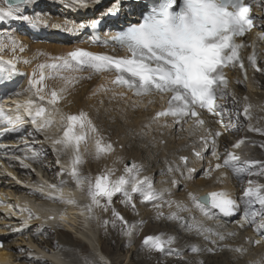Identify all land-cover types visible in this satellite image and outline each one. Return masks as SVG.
<instances>
[{"label":"snow or ice","instance_id":"obj_1","mask_svg":"<svg viewBox=\"0 0 264 264\" xmlns=\"http://www.w3.org/2000/svg\"><path fill=\"white\" fill-rule=\"evenodd\" d=\"M98 3L99 0H94ZM258 2L264 6V0H158L153 6L143 14L138 23L130 24L123 30L115 32L105 38L104 43H114L117 47L125 49L126 55L112 56L105 53L90 52L83 48H76L61 56H52L50 62L39 64V72H33L29 80V91L32 92L24 104L15 105V115L8 116L5 109L0 108V121L11 125V131H20L25 123H30L37 132H44L55 124L57 116L61 122L62 136L59 138L46 137L52 143L53 152L73 153L71 159V169L68 172L71 180L77 187L82 188L87 184V196L90 203L86 204L85 210L90 214L94 209L100 208L107 212L111 209L112 219L104 220L103 224H111L116 227L117 223L121 225V232L124 235L131 236L135 224H129L123 215L112 207L113 198L117 194L124 197L123 203L135 210L136 205L133 199L134 194L142 197V203H151L155 208H160L158 201H163L165 191H158L148 176L141 177L142 168L136 164L125 165L123 174L113 179L114 169H106L94 179L83 175L79 171V165L83 161L81 155V145H85L84 151H87L89 139L94 140L95 158L99 159L102 155H107L114 151L111 142L103 143V137L99 135V130L93 123L88 113L81 110L77 114H62L57 106L58 102L64 99V93L68 85L74 84L81 79H91V75L83 77L76 75L85 71L92 74L102 72L115 73L111 80L113 87L124 88L131 91L137 97L151 96L153 94L166 98L167 106L157 111L152 117L153 122L161 118H171L173 123L182 127L188 119H192L194 125L202 127L206 121L202 118V113L206 112L213 117H218L217 122L223 123L224 105L218 103L227 96H231L233 104H237L236 95L229 90L230 80L226 69L238 68L243 74L244 79L238 80L240 84L246 83V69L250 66L256 71H262L257 66L258 51L256 43L253 41L251 54L246 57L242 54V49L248 47L247 43L238 38H242L250 32L254 25L252 13L253 3ZM33 3V0H0V21L8 18L18 19L27 22L33 27L39 25L50 26L53 29H62L68 33L79 32L87 27L97 28L102 23L101 19H93L90 25L85 23H74L65 20L63 23H51L48 19L40 16H29L21 12L25 6ZM67 7L87 8L88 0H69ZM116 6L107 9L105 15H114ZM259 39H264V32L256 33ZM94 40H99L95 37ZM15 40L12 41L15 51ZM5 47L0 42V52ZM23 51V48L20 49ZM28 63L29 61H24ZM17 71L16 65L12 59L5 61L0 56V77L6 74V78ZM67 74V75H66ZM64 81V85L58 90L53 88L50 92L46 90L45 81L47 79H57ZM105 92L111 89L100 86ZM95 95V93H93ZM117 94H113L115 98ZM118 95L125 96V92ZM245 104L243 115L249 120L248 129L250 131L264 134V129L253 127L251 124V105L247 103V97H244ZM45 102L51 108L49 111L45 107ZM153 101H149L152 103ZM135 106V105H134ZM240 112L237 110V118ZM227 128V126H226ZM236 129V125H232ZM220 131L213 132L207 130V135L200 136L199 140L205 147L209 145L211 138V155L218 161L214 169L229 168L237 179H242L245 174L251 176L253 168L261 169L260 174L264 175V162L259 160H247L237 155L234 151H226L222 163L221 153L216 150V137L221 136ZM163 142V141H161ZM245 143L244 139L238 140L232 147L239 149ZM59 146V148L57 147ZM264 147V145H262ZM194 151L197 158H202L199 151ZM38 153L26 156L23 159L17 156L15 159L25 168H31L30 164L24 163V160H34ZM185 166L188 157L179 158ZM59 159L57 163L59 164ZM210 163L205 175H209L213 170ZM34 170V169H33ZM169 171H179V165L176 169L169 168ZM194 169H189L191 174ZM64 172V169L61 170ZM181 175H184L181 172ZM222 176L225 174H221ZM66 181L61 180L60 185H50V189L59 191ZM171 183L177 185L178 181L172 179ZM41 195L53 201H59L64 204H76L77 202L62 195H53L51 192L45 194L42 189H34ZM171 195L170 192H167ZM189 200L196 209L205 218H214L218 210L223 216H231L241 210V203L231 197L227 192L214 191L205 196H197L194 193H188ZM105 201L103 204L101 201ZM242 202L243 219L239 222V227L246 224H255L257 218L260 223L256 225L258 230L264 229V185L255 184L248 180V186L244 189L239 198ZM171 208L175 205L176 211L170 212L168 218L181 223L185 228L194 231L197 235L204 236V239H210L211 235H216L220 240L225 239L224 235L216 232L211 227H206L203 221H196L192 217L193 223L189 224L185 217L180 213L188 211V205L183 201H165ZM258 205V207H254ZM21 211L28 212V218L31 219L33 213L30 209L24 208ZM159 215H163L159 213ZM37 219L40 217L37 215ZM92 216H89L91 219ZM49 220L55 219L49 216ZM97 219H99L97 217ZM27 221H25V224ZM143 224V221L139 222ZM229 235H235L234 232ZM175 237L162 239L161 236H149L144 240V245L150 250H157L167 254H180L179 249L172 247ZM215 244L216 241L212 240ZM254 243L259 244L257 240ZM4 244L0 241V248ZM192 253H199L202 250L214 252L215 248L201 249L197 245H189ZM242 252L244 249L237 247L234 249ZM23 252L24 249L20 248ZM31 257L32 253L29 252ZM202 264V262H199Z\"/></svg>","mask_w":264,"mask_h":264},{"label":"bare ground","instance_id":"obj_2","mask_svg":"<svg viewBox=\"0 0 264 264\" xmlns=\"http://www.w3.org/2000/svg\"><path fill=\"white\" fill-rule=\"evenodd\" d=\"M69 0H33V3L25 6L21 9V12L25 15L35 16L40 15L49 20L51 23H63L65 20L68 21H85L86 19H96L98 16L105 14L106 10L110 7L116 6V11H120V17L116 21L119 22L122 18V15H125L124 20L131 19L134 15V10L137 9L141 4L140 2H129L128 0H99L98 3L94 2V0H88L89 9L83 8H75V7H67V3ZM263 23V20H259ZM2 23L9 29L2 31L0 30V42L6 48L4 52L6 55L10 56V59L15 60L19 66H25L26 75L27 72L30 73V76L24 79L22 83L23 88L21 92H25L24 97L22 96L21 102L19 104H24L30 97H32V92L29 91V80L32 78V74L34 71L37 73L39 72L38 65L45 62H50V58L52 56H61L65 53H68L72 50L73 40H69L67 35H60L59 32L61 30L53 29L50 26L39 25L37 27H33L29 25L27 22L8 18L2 21ZM33 27V28H32ZM34 29L39 32L38 36H45L40 38L45 39H38L33 37L31 29ZM27 35H25V33ZM62 37L63 39H59ZM15 40V51L12 50L13 45L12 41ZM77 40V39H75ZM48 41L52 42L48 44ZM254 40L248 39L249 46L247 50H249ZM256 43V48L259 51V64L258 67L262 69V71H253L249 74V80L244 83L240 84L237 81L240 80L236 73H233L232 82L229 86V90L234 92L236 95V100L238 101L237 104H233L231 96L225 97L223 100L218 101L219 103L224 105V115H223V125L221 126L217 122V118L209 117L206 119V123L202 127H197L192 122L185 126L180 125H173L171 124H162L161 121L153 122L151 120L152 116L155 114L156 109L161 105L163 99L159 96H148V97H137L135 99H131V93L124 91L122 88L113 87L111 84V79L107 73H99V74H92L90 72H83L77 73L76 75H80L83 77H88L91 75V79H81L74 84L68 85L67 91L64 93V99L60 100L56 107L59 108L62 114H77L81 110L88 113V116L91 118L93 123L96 125L97 129L99 130V135L103 137V143L111 142L114 146V151L107 154L102 155L96 161L99 165H94L93 173H97V171H101L100 167L106 169H114V176L115 178L119 177L123 174L125 162L128 160L131 164H136L142 168L140 172V176H148L154 185L155 174L162 173L163 175L168 176V180H172L174 177L178 181L177 185H173L170 183V193L171 195L166 194L164 196V200L167 201H183L188 205V211H183L180 213L181 216L185 217L188 220L189 224L193 223L192 217L196 218V221H203L206 227H211L216 232H219L224 235L225 239L220 240L218 236L211 235L210 239H204V236L197 235L194 231H190L189 229L185 228L181 223L171 220L168 218L170 212L176 211L175 205L170 208L169 206L166 208H161L159 211H166L164 212V216L160 217L161 225H165L167 229L156 231L153 230L149 234L143 235V240L140 245L135 246L133 251L131 252L129 258L130 260L128 263H133L132 260L135 258V253L138 249L145 247L144 240L146 237L149 236H159L161 234L162 239H167L168 237H175V243L177 244L172 245L174 249H179L180 254L176 255L173 254V257H170L168 260L170 262L180 259L188 260L187 264H199L205 256L210 258V255H215L216 253H223V255L227 258L225 261L222 260V264H233L234 260H239L238 264H264V246L254 243L258 239L254 236L257 233L258 229L256 225L254 228H248V226L239 227V222L241 220L235 219L233 222H225L219 220L215 215L214 218L208 219L202 216L198 209L194 207L188 197V193H194L197 196L205 195L210 190L224 189L228 192V194L233 195L237 201H240L239 198L241 197L240 190L237 191V187L239 186V180H236V177L233 175L232 170L229 168H221V169H214L216 161L212 156H210L212 147L209 144L207 147L203 145V143L199 140L200 136L207 135V130L211 129L213 132L219 130L222 132L220 137H216V149L219 153H221V160L219 162L222 163L223 157L226 154V151H234L237 155H239L242 160L247 159L250 160L252 157L249 153L255 154L256 148L252 147L251 144L258 142L254 139V136H250L248 133L251 131L248 129L249 120L246 119L243 115V107L245 104L244 97H247V103L251 105L250 114H251V124L253 127L264 129V40L260 41L258 38ZM21 47L23 51H21ZM24 61H29L25 63ZM67 75V74H66ZM46 90L51 91L53 88L59 89L64 85V81L57 79H47L45 81ZM76 84V85H75ZM103 85L105 88L111 89L110 91L105 92L103 88L100 86ZM121 92H125L126 95L123 96L125 100L118 95ZM95 93V95H93ZM116 93L117 95L113 98V94ZM96 97L99 101H97L95 108L90 106V104L86 103L87 99H94ZM153 101L149 103V101ZM93 102V101H92ZM94 103V102H93ZM17 103L15 102V105ZM135 105V106H134ZM45 107L50 108L47 103L45 102ZM142 109V111L135 112L134 108ZM138 109V110H139ZM106 110V114L108 117L110 116V111L118 112L120 111V115H124V119L120 121L117 115L113 116L115 121L120 123L119 129L120 135L118 136L119 145H129L130 143L125 141V138L128 136H132L135 133H143L148 143L152 146L158 145L160 149H156L158 153L148 154L146 156L147 162L145 163L143 155L147 153L146 149L139 147L138 145L135 146V155L134 153H125L122 149H118L116 145H114L112 140L105 139V135L111 131V129H107L105 124L99 122L97 120V113L103 115ZM237 110L240 112L239 118H237ZM50 111V109H49ZM12 114L15 115V107L12 111ZM118 118V119H117ZM241 126L243 128L241 131L236 129H232V125ZM124 125V126H123ZM132 126V128L130 127ZM227 126V128H226ZM33 127V126H32ZM131 128V129H130ZM183 130V134H179V132ZM233 131L232 138H228L227 144H225V134L224 131ZM36 131V130H35ZM33 129L28 130L27 134H31L32 137H28L31 140V143L34 145L32 146L34 152L41 150L44 146L43 143H48L52 147V143L50 139H46V137L51 138H59L62 136V127L59 117L57 116L55 124L51 127L46 129L44 132H35ZM259 133V132H257ZM182 135L187 140L188 146L194 144V147H190L185 149V152H180L181 148L171 149L168 153H164L163 150L166 148V143L170 142V137L175 135ZM224 134V135H223ZM260 136L264 137V134L260 133ZM26 138V139H27ZM244 139L245 143L241 145L239 149H233V145L238 141ZM127 140V139H126ZM163 141V142H161ZM126 142V143H125ZM224 144V146H223ZM87 145H89V149L91 150L90 156L91 159H95V144L93 139H89ZM146 142L144 143V146ZM25 147V146H20ZM59 148V146H57ZM83 148L84 145H81ZM193 150L199 151L202 154V158H197L193 154ZM89 154V153H88ZM249 154V155H247ZM26 156V155H25ZM72 156V154H71ZM145 156V155H144ZM181 156H187L188 162L187 165L179 159ZM86 157V160L87 158ZM141 157V158H140ZM12 162V161H11ZM10 162V163H11ZM152 162V169L149 167V163ZM15 163H17L15 161ZM30 164V162H27ZM211 163L213 167V171L210 173H215V178L217 182L208 181L207 175H205L206 170ZM179 165V171H169V168L176 169ZM131 166V165H130ZM18 171H23L21 167L14 165L11 167ZM71 168V167H70ZM68 168V171H70ZM194 168L195 172L191 174V178H189L188 170ZM121 170V172H119ZM29 171V170H28ZM181 172L184 175H181ZM15 171L9 168V165L6 166L5 173L2 174L1 181H3V188L6 189L8 197L11 195L16 200V206L18 209L14 207H8L5 209V214L9 217L3 218V233H5L8 237V240L4 243V247L0 250V260L4 264H86L82 257L76 255L75 252L65 251L63 249L64 246L69 245H57L53 242L52 252H49L45 247H41L39 243L36 242L35 236L40 234L43 228H49L55 225L57 220H62V229L64 234H70L73 231V224L75 225V219L73 217L62 215L58 218L57 211L54 208L47 207L44 205H37L32 203L30 199L26 198L24 195L21 194H11V192H18L22 193L23 191H28L30 193H34L43 197L48 201H53L47 199L45 196L41 195L40 193L33 191L34 189H42L45 194L51 192L53 195H62L65 199L72 198L78 204L77 207V214L81 215V218L86 219L87 211L84 207V202L81 199L83 197L82 194L76 191L75 183L71 180L69 175L63 177L67 181L62 189L59 191L50 189L49 183H40L35 181L32 183H28L33 189L28 187H24L22 183H18L15 180H11L12 178L7 177L8 175H13L16 179H18L17 174ZM227 174L229 179V184L220 183L222 181L221 174ZM197 176H203L201 179H197ZM62 177V176H60ZM114 178V179H115ZM166 178V179H167ZM61 179V178H60ZM47 181V180H46ZM264 182V180H261ZM187 185L188 187L184 189V193L181 195H177L176 192L179 190L181 186ZM77 188V185H76ZM160 191V190H159ZM122 196L121 194H117V196ZM114 197V198H115ZM173 200H172V199ZM84 199V198H83ZM134 202H138L137 206L139 208H148L150 206L149 203H142L140 200L142 197L139 194H134L133 196ZM81 200V201H80ZM120 200V199H119ZM124 200V197L122 198ZM163 200V201H164ZM142 201V200H141ZM102 202V201H101ZM158 201L157 203H160ZM165 201L163 202V204ZM76 204H65L75 211ZM118 208H128V205H124L123 202L118 201ZM64 205V204H63ZM75 205V206H74ZM26 206L30 207L34 213L31 219L28 218V212L21 211ZM20 208V209H19ZM67 208V207H66ZM102 209L96 208L97 213H102L100 211ZM12 211H18V216H14L11 214ZM69 211V210H68ZM68 211H66L68 213ZM157 212V210H155ZM70 213V212H69ZM73 215V212H71ZM129 213V212H128ZM155 214V213H154ZM39 216L40 219H37L36 216ZM49 216H54L55 219L49 220ZM160 216V215H159ZM158 216V217H159ZM98 217V216H97ZM125 219L129 222V224H137L139 220L129 219L127 215L124 216ZM106 219V216L103 218L102 221ZM87 220V219H86ZM100 220V219H99ZM110 220V219H109ZM25 221L27 223L25 224ZM84 222V221H83ZM87 222V221H85ZM164 223V224H163ZM230 223V224H229ZM118 224V223H117ZM250 226V225H249ZM164 227V226H163ZM20 230V231H19ZM243 230V231H242ZM14 231H19L15 232ZM246 231V232H245ZM112 232V231H111ZM162 232V233H159ZM176 232V233H174ZM234 232L235 235H229V233ZM25 235H23V234ZM78 233V232H77ZM84 233H79L87 240H90L87 235H83ZM179 234L181 236H179ZM122 235V234H121ZM18 236V238H14ZM253 236L254 239L250 237ZM108 238L113 241L114 239L111 234H109ZM115 238V237H114ZM248 238V242L245 240ZM128 239V238H127ZM124 240L123 244L125 245L128 240ZM251 239V240H250ZM212 240H215L216 243H211ZM91 242V241H90ZM93 243V242H92ZM94 244V243H93ZM92 244V245H93ZM197 245L201 249L207 248H215L214 252H208L206 250H202L201 252L192 253L189 250V245ZM250 244V245H249ZM256 246V248L253 246ZM90 245V244H89ZM95 245V244H94ZM97 251L103 258H106L104 255L106 252L103 249V246L100 240L97 241ZM251 246L252 252H247ZM237 247L244 249L242 252H237L234 249ZM20 248L28 249V252L32 253V256L29 257L28 253L24 255L25 251H19ZM94 248V247H93ZM148 252L144 254L154 259H159L160 251L157 250H150L148 248ZM97 252V253H98ZM130 253V252H129ZM192 254L194 257H189L188 255ZM208 254V255H207ZM107 256V255H106ZM101 257V258H102ZM216 257V256H214ZM127 258V255H126ZM147 258V257H146ZM206 258V259H207ZM213 258V257H211ZM87 258L86 260H88ZM213 260V259H211ZM168 261V262H169ZM110 262V261H109ZM127 262V261H126ZM139 262V261H138ZM116 263V262H113ZM117 264V263H116ZM141 264V262H140ZM206 264V263H203ZM213 264V263H211ZM237 264V263H235Z\"/></svg>","mask_w":264,"mask_h":264},{"label":"rangeland","instance_id":"obj_3","mask_svg":"<svg viewBox=\"0 0 264 264\" xmlns=\"http://www.w3.org/2000/svg\"><path fill=\"white\" fill-rule=\"evenodd\" d=\"M83 9H89V7L83 8ZM51 43L52 42L48 41V44H51ZM22 88H23V86L20 88V90H22ZM96 97L97 96H95L94 99H87L86 103L90 104V106L95 108L97 101H99L98 99L96 101ZM121 98L123 100H125L124 97H121ZM131 99H133V98H131ZM138 109L139 108L137 107V108H134L133 110L135 112L142 111V109H139V110ZM104 111L105 112L103 113V115L100 113H97V120L99 122L105 124V126H107V129H111V131L105 135V139L112 140L114 145H116V147L119 150L122 149L125 153H134V155H135V152H134L135 146L138 145L139 147H142L143 149H146V151H147V153L144 154L145 156L143 155V157H145L144 158L145 163L147 162L146 156L148 154L156 155L158 153V151L156 149H160V147L158 145L152 146L150 143H148L146 136L140 132L139 133L137 132L134 135L128 136L127 138H125V141L130 143L129 145H127V146L121 145L120 146L119 142H118V136L120 135V131H121L119 129L120 123L116 122L115 118L113 116L117 115V117L120 119V121H122L124 119L123 118L124 115H120L119 114L120 111L118 110V112H116V110H115V111H110L111 113H109L110 116L108 117V114H106V110H104ZM130 127L132 128V126H130ZM236 128L239 131H241L243 129V128H241V126H239V124H238V126H236ZM183 132L184 131L181 130L179 132V134H183ZM224 134H225V138L227 137V139H225V144H227V142L229 141L228 138L233 139L232 138L233 131L227 130L224 132ZM248 134L250 136H254L253 138L258 141V142L251 144L252 147L256 148V151H255L256 153L255 154L249 153L250 156L252 157V159H250V160H259V161L264 162V147H262V145H264V137L260 136V133H257L254 131H251ZM31 140L32 139H29V141H31ZM186 140L187 139L182 135L177 134L175 136H171L170 142L166 143V148L163 150V152L166 154L171 149H175V148H181L179 151L185 152V149H187V148L190 149V147H194V144L189 147L188 143H187L188 140L187 141ZM145 142H146V145L144 146ZM33 145L34 144L31 143V147H30L29 151H27V153H25L26 156L30 157L32 155V153H34V150L32 148ZM43 146L44 147L41 150L35 152V153H38L39 155H37V157L34 160H32V159L27 160V162H30L31 168L28 169V168L23 167L22 164L20 163V160H17V163H15V162L11 163V167L14 165H17L18 167H21L23 169V171H20L18 173L17 170H15L14 168L13 169L11 168V170L18 173L17 174L18 179H16L13 175H11V177H12L11 180H15L20 184L22 183L23 186L30 187L31 189H33V188L31 186H28V185H30L28 183H32L34 181L32 179H35V181H38L40 183H49L52 185L56 184L58 186L60 185L61 180H65L63 177L68 175V172H69L68 168L71 167V159H72L73 153L71 151L53 152L52 147L48 143H43ZM223 146H224V144H223ZM86 147H87L86 152L84 151L85 145L83 148L81 147V155L83 157V161L78 167H79V171L83 175L92 177L94 179L97 175H100L101 173L104 172V168L99 166L101 171H97L96 174L92 172L94 169V165H96V164L99 165V164L96 161L97 158L91 159L88 157V156H90L91 150L89 149V145H86ZM71 154H72V156H71ZM249 154H247V155H249ZM86 157H88L87 160H86ZM21 159H23V158L21 157ZM57 159H59V161H60L59 164L57 163ZM24 163H26L25 160H24ZM125 165L130 166L131 163L127 160L125 162ZM125 165H124V167H125ZM151 165H152V162L149 163L150 169H152ZM62 169H64L63 173L61 172ZM119 172H121V170ZM252 172L254 173L253 175L249 176V175L245 174L242 179H239V182H238L239 186L237 187V191L240 190L239 191L240 194L248 186V180H252L255 184L264 185V182L261 181V180H264V175L260 174L261 169L253 168ZM162 173L157 172L155 174V180H154L155 186H154V188L158 191L160 190V191L170 192V189H168V188L170 187L169 185H170L172 180H168V178H167L168 176L163 175ZM192 173H194V172H192ZM114 175L112 176L113 179L115 178ZM60 176H62V177H60ZM215 176H216L215 173H212L211 175L210 174L207 175L206 179L208 181H210V180L214 181L215 180L217 182V180L214 179ZM201 178H202V176H197V179H201ZM174 179H175V177H174ZM221 179H222V181H220V183H224V184L228 183L229 184V179L227 177V174L221 176ZM73 183H75V182H73ZM187 187H188L187 185L181 186L179 188V190L176 192V194L177 195L183 194L184 189H186ZM238 188H239V190H238ZM75 189H76V190H74L75 193H76V191H78V193L83 195V197L81 199L84 202L83 203L84 206L86 204L90 203L88 196H87V184L86 183L82 188H80V187L76 188V184H75ZM36 192H38V191H36ZM21 195L22 196L24 195L26 198L30 199L32 203H35L37 205H44L47 207L54 208L57 211L58 218L63 213L62 215L73 217L76 220L75 225L74 224L72 225L74 229L70 234H64L63 229H62V226H63L62 220H57L55 222V225H53L49 228H43L42 232L35 236L36 242L39 243V245L41 247H45V249H47L49 252H52L51 247L53 246V242H54L57 245L61 244V246L62 245H69V246H64L63 249H66L65 251L75 252L77 256L83 258V260L85 261L86 264H116V263L117 264H140V262H141V264H187L188 263V260H186V259H180V260H175V261L170 262L168 259L170 257H173V254H167V253H162V252H160V254H159L160 257L158 260L149 257V254L147 256H144V254L149 251L147 246L138 249V251L135 253L134 260H132L133 263H128V261L130 260L129 256H130L131 252L133 251L135 246H138L141 244V242L143 240L142 237L145 233L149 234L153 230L161 231V230L167 229L165 227V225H161L162 222L160 220L161 219L160 217H163L164 212H167V210L166 211H163V210L159 211L161 208L164 209V208L168 207L167 203L163 204L164 201H167L166 199L159 203L161 205V207L158 209L155 208L151 203H149L150 206L148 208H144V209L139 208L138 207L139 205L137 206L138 202L135 201L136 208H135V210H133L132 207H130V206H128V208H123V207L118 208L117 203H118V201L123 202V200H122L123 196L119 195V196L113 198L112 207H114L117 211H119L121 213V215H123V216L127 215L130 220L131 219L139 220L137 222V224H135L136 227H134L132 230V235L128 236V235L122 234L121 225L119 224V222H118L116 227H112L111 224H108L107 226H105L103 224L102 220L105 216H106L105 220L112 219L111 209H109V211H107V212L100 210V211H102V213H100V212L97 213L96 209H94L91 214L89 212L87 213V215H86L87 220H86V219L81 218L80 214L79 215L77 214L76 211H77L78 204H76V206L74 205L76 207V209H75V211H72V209H69V207L67 205L65 206L64 203H61L59 201H48V200L44 199L43 197H40L39 195H36L34 193L32 194L28 191H23ZM141 200H140V202H141ZM104 202L105 201L102 200L101 203L103 204ZM124 205H126V204H124ZM255 207H258V205H255ZM25 208L30 209L31 212L34 213V211L30 207L26 206ZM155 210H157V212H155ZM66 211H68V213ZM71 212H73V215ZM159 213H162L163 215L159 216ZM90 215L92 216L91 219H89ZM97 216L100 220L97 219ZM85 221H87V222H85ZM140 221H143V224H140L139 223ZM79 233H84L83 235H85V236L87 235L88 238L90 235V240H87V238H84L82 235H79ZM159 233H162V232H159ZM174 233H176V232H174ZM109 234L112 235V237L114 239V243L112 240H110L108 238ZM23 235H25V234H23ZM158 235L161 236V234H158ZM179 236H181V235L179 234ZM14 238H18V236H15ZM250 238L254 239L253 236H251ZM126 239L128 241L124 245L123 242ZM98 240H100V242L103 246V249L106 252V254L104 255L106 258H103L102 255H100L101 253L99 254V252L97 251L96 247H98L97 246ZM245 241L248 242V238ZM174 244H177V241H176V243L174 242ZM253 246L256 248V246L254 244H253ZM24 251H25L24 255L29 253L28 249H26V248H24ZM247 252H252L251 246H249V249ZM126 255H127V258H126ZM188 256L194 257L192 254H189ZM214 256H216V257H214ZM207 257L208 256H205L204 259L201 261L202 264L203 263H206V264H211V263L222 264V263H224V262H222V260L227 259L223 255V253H216L215 255H210V258H207ZM211 257H213V258H211ZM87 258H89V259L86 260ZM211 259H213V260H211ZM225 260H223V261H225ZM113 262H116V263H113ZM239 262H240L239 260H234L233 264H235V263L238 264Z\"/></svg>","mask_w":264,"mask_h":264}]
</instances>
